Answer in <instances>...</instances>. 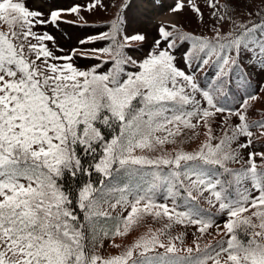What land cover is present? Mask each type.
I'll use <instances>...</instances> for the list:
<instances>
[{
  "label": "snow or ice",
  "instance_id": "obj_1",
  "mask_svg": "<svg viewBox=\"0 0 264 264\" xmlns=\"http://www.w3.org/2000/svg\"><path fill=\"white\" fill-rule=\"evenodd\" d=\"M110 6L95 0L46 13L22 0H0V25L7 28H0V264H220L221 255L229 264H264V231H255L250 217L239 218L249 211L264 229V143L255 150L259 141L252 139L264 120L250 124L247 115L255 99L248 92L251 72L264 76V12L236 24L228 14L236 12L232 3L221 11L217 0L203 6L174 0L171 12L187 8L201 24L202 8L210 9L211 35L158 25L147 55L137 61L127 50L146 40L144 21L164 6L161 0H122L110 23L80 41L93 45L81 58L97 63L78 68L74 50L57 55L64 49L49 25L59 30L68 22L65 12ZM205 68L209 72L198 79ZM233 87L244 93L243 111L227 107ZM223 113L236 123L218 137L205 121ZM198 125L209 134L192 151L176 149L170 158L136 154L157 153L186 131L193 139ZM66 178L75 186L66 187ZM185 181L205 190L228 217L219 251L209 246L201 253L197 243L195 256L192 247L180 256L174 243L165 252L152 239L136 244L141 252L110 258L92 250L98 236L119 235L121 224L156 209L188 217L197 232H204L201 224L211 228L215 219H200ZM158 195L171 207L157 203ZM121 205L130 208L128 216H113ZM240 229L252 233L247 244L238 238Z\"/></svg>",
  "mask_w": 264,
  "mask_h": 264
},
{
  "label": "rangeland",
  "instance_id": "obj_2",
  "mask_svg": "<svg viewBox=\"0 0 264 264\" xmlns=\"http://www.w3.org/2000/svg\"><path fill=\"white\" fill-rule=\"evenodd\" d=\"M31 10H40L41 8L47 13L49 10L53 9H61L65 10L74 5H85L91 4L95 2V0H22ZM135 2V0H133ZM174 0H161V4L164 6L161 11H158L154 14L152 20H145L144 26H142L141 31L146 35V40L144 42H131L127 54L131 56L133 59L140 61L145 58L147 55L149 48L154 37L155 30L158 25L163 26H183L191 30L192 32L205 36L211 35L208 31V27L211 24L209 20L210 9L207 7H203L202 10L204 12L203 24L199 23L197 17L190 11L185 8L182 13H173L169 10L168 6L172 4ZM183 2L187 3V0H183ZM257 2L259 5H263L264 2L262 0H217L218 6L221 11H225L224 6L228 3H232L235 7L236 12L234 14L228 13L229 15H234L235 20L233 21L236 24L240 23L241 19H250L253 17L248 16L249 12H254V3ZM105 4H110L106 10H102L100 8L95 9L94 11H89L87 8H82L81 11L77 14H69L65 12L62 16V20L68 21L67 23H61L59 25V30L53 28L49 25L47 31L50 34L54 35L56 38V42L60 48L64 49V52H57V55H65L70 51H75L76 57L74 59V64L78 68H86L90 67L92 64L97 63L95 60L82 59L81 54H89L91 55V49L93 47L92 44H81L80 41L84 40L88 36H94L99 31L98 26L101 20L107 18L111 15L116 0H104ZM194 4L204 5L205 0H193ZM81 17L83 19H81ZM85 25H91V27H87ZM225 28L229 27L228 24L224 25ZM0 28L7 30L6 26L0 25ZM104 31H108V28H104ZM40 31H44V29H40ZM104 46L101 45H96ZM51 47V45H50ZM105 55L103 58H107ZM108 67V65H105ZM260 78L263 82V88L259 92V97L264 101V76L260 75ZM243 111V110H242ZM212 123V132L215 133L216 136H222L225 132L230 130V126H233L236 123V117L230 115L229 113H223L216 116L212 121L211 117H208L205 121V124ZM253 141L255 142L256 136L259 138H264V129L259 127L253 128ZM196 137L193 139H187L186 136H192L193 133L191 131H186L185 136H181L177 138L175 144L167 143L165 149H159L157 153H151L147 150H136V154L143 155H161L165 156L166 153H169L174 150L177 146L181 147V150L184 151H192L197 148L198 145L203 143L206 140V136L209 134L208 130L204 126H199L195 129ZM161 137L165 136L166 133H158ZM171 139V138H169ZM255 150H260V145L255 144ZM190 184L196 188H198L205 197L215 204V201L207 195L205 190H201L199 186L195 184V182H190ZM171 207L169 202H164ZM107 209V206H105ZM111 211V210H110ZM130 212L129 209H125L123 205L118 206L115 211L112 212L113 216H128ZM156 212H159L160 215L157 216ZM251 214V212L246 211L245 214ZM244 214V215H245ZM136 219L138 222L132 224ZM228 217L222 219L217 224L213 225L209 232L222 234L226 230H224V224L227 222ZM191 220H186V218L181 215H177L176 213H172L171 216H168L164 213L163 209H156L152 211L150 215L141 213L138 218L133 217L132 221H129L127 227L121 230L119 235H115L113 238L108 236H98L95 240L94 251L97 255H101L105 258H110L111 256H115L118 254L123 255L124 250L128 251H142L141 248L136 247L137 243H143L145 240L152 239L153 243L157 240L160 243L165 245V249L171 246L173 243L176 246V249H187L190 247L193 241H195L198 237H200L204 232V224H201L200 227L204 229V232H197L195 227L190 226ZM226 262L225 258H222V262ZM223 262V263H224ZM229 262V261H228Z\"/></svg>",
  "mask_w": 264,
  "mask_h": 264
},
{
  "label": "trees",
  "instance_id": "obj_3",
  "mask_svg": "<svg viewBox=\"0 0 264 264\" xmlns=\"http://www.w3.org/2000/svg\"><path fill=\"white\" fill-rule=\"evenodd\" d=\"M121 6H122V0H116L115 7H114L111 15L108 16L107 18L101 20V22L99 24L100 25L101 24L106 25V24L110 23L114 19V17L117 15V9L121 8ZM254 8H255L254 13H256V14L253 15L252 18L249 19V22H252V21L259 19L260 12H264V4L259 5L257 2H255ZM257 9H259V11H257ZM175 26H179V25H175ZM175 26H173V27H175ZM180 30L186 32L189 35L196 34V33L192 32L191 30L184 28L183 26ZM108 31H110V30L108 29ZM196 35H198V34H196ZM205 36H209V35H205ZM108 59H110L109 56L107 58H105V60H108ZM208 72H209V70L207 68H205V70L203 72L198 74V79H202L205 76V73H208ZM250 81H251V87L248 89V92L254 93L255 99L248 101L249 107L247 109V115H248L249 123L252 124V123H255L259 120H264V101H263V99H261L258 96L260 90L263 88V86H262L263 82H262V79L260 78V74H259L258 70L255 72H251ZM243 95H244V93L242 90H238L235 87H233L231 89L230 94H229V98L227 101V107L228 108H235L239 105L240 109L244 110V106L240 105V98ZM255 141H259V143H257V144L260 145L261 143H264V138H261V137L258 138L256 136ZM166 146H167V144H164V145L160 146L159 149H165ZM176 149L181 150V147L176 146L174 148V150H176ZM174 150L169 152V153H166L165 157L170 158L173 155ZM232 167H238V165H232ZM184 183H185V186L189 189V195L191 196V206L199 209L200 219L204 220L207 218H214L215 224H217L219 221H221L222 219L227 217L226 215H221L219 213L218 207L214 206V204L211 201H209L198 188L192 186L189 181H185ZM64 184L66 187H69V186L74 187L75 186V182L71 178H66L64 180ZM166 201L169 202L170 205L172 204V201L170 199L165 200L162 198V196H159V195L157 196V203H164ZM178 203H180V201H178ZM179 210H183V206ZM245 213H246V211L243 212L242 216L239 218L250 217L252 219L253 223H255L257 225L255 231H264V229H261L259 227L260 222H261L260 220H258L256 217H252V215L250 213L249 214H245ZM122 217H127V216L124 215ZM182 217H184V216H182ZM135 218H137V217H135ZM184 218H186V220H191L188 217H184ZM136 222H138V219H136L134 222H132V224H135ZM109 223L111 224V223H115V222L110 221ZM120 226L122 229H124L122 224ZM204 229H205V232L200 237H198L195 241H193L192 244L190 245V247H192L194 249V251L192 253L193 256H195L197 254L195 252V245L197 243L199 244V248H200L201 253H204L205 249H208L209 246H212L210 251L215 252V251H219V249H220V243L219 242H221L227 238V232L226 231L223 232L222 234L211 233V232H209L210 228L206 227L205 225H204ZM114 236L115 235H110L108 237L113 238ZM238 238L243 243L247 244L253 237H252V233L250 231L246 232L245 230L240 229V230H238ZM257 240L259 241V238H257ZM91 247L92 246L90 245V248ZM187 249H182V250L177 249V254L180 256H186V255H188ZM161 251L166 252L167 249H164ZM137 252H141V251H137ZM125 253H126V251L124 250V254ZM223 257L226 260V262L223 261L224 263L222 262ZM219 261H220V264H229V262H228L229 260L226 258L225 255H221L219 257ZM209 264H212V261H210Z\"/></svg>",
  "mask_w": 264,
  "mask_h": 264
}]
</instances>
